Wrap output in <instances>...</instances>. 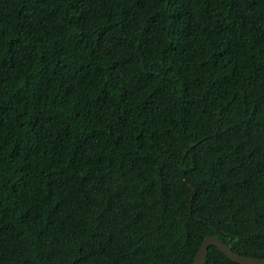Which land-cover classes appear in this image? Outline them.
<instances>
[{"label":"trees","instance_id":"obj_1","mask_svg":"<svg viewBox=\"0 0 264 264\" xmlns=\"http://www.w3.org/2000/svg\"><path fill=\"white\" fill-rule=\"evenodd\" d=\"M208 234L264 258V0H0V264Z\"/></svg>","mask_w":264,"mask_h":264},{"label":"water","instance_id":"obj_2","mask_svg":"<svg viewBox=\"0 0 264 264\" xmlns=\"http://www.w3.org/2000/svg\"><path fill=\"white\" fill-rule=\"evenodd\" d=\"M208 245L216 246L222 253H224L227 257H229L231 260L237 263L264 264V258L239 254L233 251L232 249H230V247L226 244V242L210 234L205 235L202 238V241L195 252L192 264H204V259Z\"/></svg>","mask_w":264,"mask_h":264}]
</instances>
